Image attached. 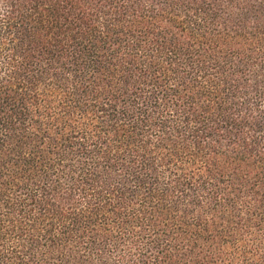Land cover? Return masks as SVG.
Here are the masks:
<instances>
[{
  "label": "trees",
  "instance_id": "1",
  "mask_svg": "<svg viewBox=\"0 0 264 264\" xmlns=\"http://www.w3.org/2000/svg\"><path fill=\"white\" fill-rule=\"evenodd\" d=\"M0 264H264V0H0Z\"/></svg>",
  "mask_w": 264,
  "mask_h": 264
}]
</instances>
